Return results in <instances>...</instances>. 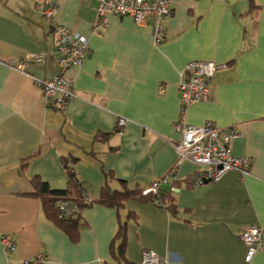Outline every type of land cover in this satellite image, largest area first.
Here are the masks:
<instances>
[{"label":"crops","instance_id":"0c3cea01","mask_svg":"<svg viewBox=\"0 0 264 264\" xmlns=\"http://www.w3.org/2000/svg\"><path fill=\"white\" fill-rule=\"evenodd\" d=\"M37 1L0 0V236L16 243L13 253L0 245V264H23L37 254L45 264H113L115 207L83 208L84 224L72 241L32 195L33 177L65 188L62 161L73 157L94 200L108 173L130 189H145L174 166L175 215L152 202H123L120 215H135L126 227L128 262L139 264L149 249L173 264H243L240 230L258 224L264 234V0H173L159 43L150 23L136 25L128 16L110 14L95 31L98 0H54L50 18L35 10ZM51 23L85 36L90 49L79 67L66 71L75 95L63 111L47 105L36 83L56 72ZM30 53L49 56L23 71L7 63ZM192 60L226 67L212 78L211 98L189 105L184 119L237 129L231 151L251 158L243 177L231 171L191 185L188 177L199 167L176 162L178 82ZM118 118L126 120L120 131ZM251 264H264V249Z\"/></svg>","mask_w":264,"mask_h":264},{"label":"built area","instance_id":"2783aa9c","mask_svg":"<svg viewBox=\"0 0 264 264\" xmlns=\"http://www.w3.org/2000/svg\"><path fill=\"white\" fill-rule=\"evenodd\" d=\"M173 0H98V21L96 31L105 23L110 14L128 16L136 25L151 24L152 38L155 43L163 40L165 35V21L171 16ZM35 10L45 18L52 17L55 11L54 0H38ZM50 30L54 36L53 54L56 58V72L46 80H36L41 88L43 99L47 105L58 111H63L69 99L75 95L72 80L66 74L70 67H79L89 53V43L85 36L71 31L67 27L51 23ZM49 53H30L18 59H9L7 63L19 71H23L27 63H43ZM226 64H217L213 61L192 60L186 63L178 82L180 99L179 117L172 127L180 135L174 148L177 161L188 160L196 164L199 169L188 178L191 185L205 181H218L225 173L234 171L239 177L249 173L251 167L250 157H238L231 151V142L239 135L234 127L220 128L211 123L192 125L185 121L187 107L195 102L207 101L211 98V81L217 70L223 69ZM126 120L118 118L116 129L120 131ZM174 166L161 177L154 180L143 193L153 192L162 184L175 181ZM170 186V191L174 190ZM90 197L86 196L85 201ZM64 213L75 206L68 207L66 203L59 204ZM239 238L245 246L243 264H251L255 253L264 249V234L258 224H250L239 232ZM0 245L8 252L16 250V243L8 234L0 236ZM23 264H45L43 254L24 259ZM139 264H173L170 260L162 258L154 251L144 249Z\"/></svg>","mask_w":264,"mask_h":264},{"label":"trees","instance_id":"16d2710c","mask_svg":"<svg viewBox=\"0 0 264 264\" xmlns=\"http://www.w3.org/2000/svg\"><path fill=\"white\" fill-rule=\"evenodd\" d=\"M257 8L251 1L249 10ZM98 136V134H97ZM96 138V136H95ZM76 158H71L70 162L63 159V168L67 177L65 188L53 189L48 184L42 181L39 177L30 179L35 191L32 195H36L41 199L42 210L49 221L56 227L67 233L72 241H76L80 227L84 224L81 218L83 208L100 203L106 206L115 207L118 211V226L110 243V256L113 264H133L128 262L124 256L126 243V227L129 219L135 220V215L126 212L124 216L120 215V210L123 207V202L127 199H135L141 202H152L158 207L166 208L172 215L176 213L173 197L170 194V184H162L155 193H143L145 189L134 188L130 189L122 179L113 177L111 173L106 174V182L100 190L98 199L94 200L85 184L76 175L72 164ZM113 181L116 186L110 184ZM177 185V180L171 184ZM189 184V183H188ZM191 184V183H190ZM189 184V185H190ZM169 186V188H165ZM90 197L89 201H85V197ZM60 203H66L68 207L75 206L76 209H70L68 213H64L60 207ZM104 264H112L105 262Z\"/></svg>","mask_w":264,"mask_h":264},{"label":"water","instance_id":"95a60500","mask_svg":"<svg viewBox=\"0 0 264 264\" xmlns=\"http://www.w3.org/2000/svg\"><path fill=\"white\" fill-rule=\"evenodd\" d=\"M205 182H207V181H205Z\"/></svg>","mask_w":264,"mask_h":264}]
</instances>
